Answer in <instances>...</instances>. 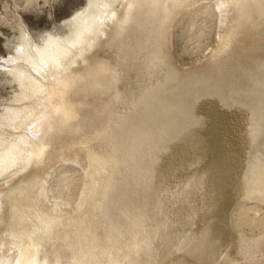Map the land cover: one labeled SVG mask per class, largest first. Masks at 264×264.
<instances>
[{"label":"bare ground","instance_id":"6f19581e","mask_svg":"<svg viewBox=\"0 0 264 264\" xmlns=\"http://www.w3.org/2000/svg\"><path fill=\"white\" fill-rule=\"evenodd\" d=\"M86 1L63 30L35 38L20 26L2 64L16 88L0 113V264H153L157 256L163 264L178 248L192 264L212 256L219 264L222 256L264 264V241L245 244L223 232L222 215L205 210L244 187H264V81L242 82L246 71L236 68L251 58L241 50L257 41L264 0ZM183 54L203 60L178 68ZM181 77L205 84L204 98L232 103L246 92L253 116H237L223 137L230 119L220 130L216 119L210 127L199 97L176 94ZM209 112L228 114L217 106ZM260 192L254 199L236 194V228L264 229ZM202 245L218 249L204 255Z\"/></svg>","mask_w":264,"mask_h":264},{"label":"rangeland","instance_id":"374dc122","mask_svg":"<svg viewBox=\"0 0 264 264\" xmlns=\"http://www.w3.org/2000/svg\"><path fill=\"white\" fill-rule=\"evenodd\" d=\"M26 1L27 0H0V32H3L4 33V36H5V41L4 40H0V55H4L5 53H4V48H3V44H4V47H5V49H7L8 50V52H7V57L6 58H2V59H0V113L3 111V107L4 106H6L7 104H9V102H10V100L12 99V97H13V90H14V88H16V86L14 85V81H12V76L9 74V72L7 71V68H5V67H3L2 66V64L5 62V59H8L9 57H10V53H13L15 50H14V47L16 46V44L18 43V41H19V34H20V29H19V27L20 26H22V27H24L33 37H35V38H38L41 34H44L46 31H54V30H63V29H65L63 26H62V24H63V22L66 20V19H68L69 17H71V15L74 13V11L75 10H77L78 8H80L81 6H83L84 4H86V0H35L33 3H26ZM260 21L262 22V24H264V17L263 18H261L260 19ZM259 22V21H258ZM261 22H259V23H257V24H260ZM262 24L261 25H259V26H257V27H259L258 29H257V34L258 35H256V36H258V37H256L255 38V40H257V41H254V43H256L257 44V47H258V45L260 44L261 46H259V48H257L256 46H254V45H256V44H254V43H252L251 44V47H253V48H246L245 50L243 49V50H241V52H242V54H244V59L245 58H247V57H251L252 58V60H251V58H247V59H243L242 58V60H244V61H241V59L240 60H238L237 61V64H236V68L238 69V68H240L239 70H240V75L242 76V72L243 71H246V72H243V74H245L246 76H243V77H245V81H242V80H239L240 81V83H241V81L242 82H248V83H250L251 81L253 82V80L254 81H264V76H263V78H262V75L260 74H258L257 72V67H258V65L259 66H261V65H263L262 63L264 62V54H263V50H264V42H262V41H264L262 38H264L263 36H262V33L264 34V25L262 26ZM260 28H263V30H261ZM261 30V31H260ZM259 34H260V36H261V39H260V36H259ZM259 39V40H258ZM262 40V41H261ZM5 42V43H4ZM259 44H258V43ZM261 42H262V44H261ZM261 47V48H260ZM248 49V50H247ZM251 49H253V50H256L255 51V53H253L254 55H252V53L249 55L248 53L249 52H252L251 51ZM260 49V51H258ZM262 49V50H261ZM250 50V51H249ZM247 53H246V52ZM263 51V52H262ZM244 52V53H243ZM259 52H262V54L261 53H259ZM184 55V54H183ZM182 55V58H181V60H180V62L179 63H176V64H178L177 66H178V68H181L182 67V69H184V68H187V66L188 67H192V66H195L196 64H198L199 62H201L202 60H203V58H202V56L200 57L199 55H192V56H186V55H184L183 56ZM199 56V57H198ZM259 56V57H258ZM186 57V58H185ZM258 57V58H257ZM194 58H195V60H194ZM198 58V59H197ZM219 58V56H217L216 57V59L215 60H217ZM191 59V60H190ZM219 60V59H218ZM256 60V63H254V62H252V61H255ZM259 60V61H258ZM217 62V61H216ZM260 62V63H259ZM242 64V66H243V69H241V64ZM247 63L248 64H251V65H247ZM254 63V64H253ZM239 64V65H238ZM179 65H181V66H179ZM183 65V66H182ZM187 65V66H186ZM191 65V66H190ZM254 65H255V67L256 68H254ZM238 66V67H237ZM249 66H251L252 68H254V69H256V70H254V69H252L251 67H249ZM264 66V65H263ZM184 67V68H183ZM247 68V69H246ZM251 68V69H250ZM239 70H238V72H239ZM241 70H243L242 72H241ZM247 70L248 71H250L251 70V72H249L250 74H249V76H248V72H247ZM255 72L256 71V73H255V75H254V73H252V72ZM199 73V74H198ZM198 73H195V74H198V75H201V73H203V71H200V72H198ZM253 74V75H252ZM258 74V75H257ZM251 76H254V77H251ZM259 76V77H258ZM249 77V78H248ZM261 77V78H260ZM253 78V79H252ZM185 78H183V77H181V78H179V81H180V85L178 86V88L176 87V89L179 91L180 90V92L179 93H176V94H186L185 96H187V97H190V98H193V99H195V98H198V99H195V100H197V102H198V104H199V108H200V106L202 105V109L201 110H203L204 111V113H210L209 112V109L210 108H215V106H217V107H219V108H222V109H227L228 110V114H227V116L225 117V118H222V117H220V116H218L217 114H213L212 112L210 113V114H208L209 116H210V119L209 120H207L209 117H208V115H206L205 114V117L207 116V118L204 120L203 119V115L204 114H202V116H201V114L199 115V116H201L202 117V119L205 121V122H207V124H209L210 125V127H211V123L213 124L214 123V120L216 119V124L214 125V129H216V128H219V130H220V128H221V124H224L225 122H226V119H230V121L229 120H227L228 122V124L227 123H225V125L224 126H226V127H223L222 129H221V131H222V136L223 137H225V135L227 136L228 135V129H229V131H231V129H230V127L231 128H233V126H234V123H236V122H238V121H240V119H242V118H251L252 116H253V112H254V107H253V105H252V103H248V102H250L251 101V98H248V97H250L249 95L247 96V93L246 92H240V95L238 94L237 95V91L235 92V90L233 89V91L232 92H235L234 93V95H237L236 96V98H235V100H234V102H228V100H226L227 101V103H226V101L224 102V100H225V98L223 99V98H220L219 96H217V95H212L211 96V98L210 97H206L205 96V98L203 97L204 96V94L202 93V92H204V89H205V87H204V85L202 84V85H200L199 86V84H195L194 85V82H192V81H190V80H184ZM242 79V78H241ZM248 79V81H246ZM258 79V80H257ZM243 80H244V78H243ZM184 81H189V82H192V83H189L188 82V84H190V85H188L187 86V82H185L186 84L184 85V84H182ZM238 84V83H237ZM182 85V86H181ZM181 86V87H180ZM190 86V87H189ZM194 87V92H193V90H191L192 88ZM204 87V88H203ZM231 87V89H232V87L234 88L235 87V84L234 85H232V86H230ZM180 88H182V89H180ZM185 88L187 89V90H185ZM176 89H175V92H177L176 91ZM190 89V90H189ZM201 89V90H200ZM134 90L135 91H138L139 93L137 94V95H140V94H142V93H144V91H145V89H143V88H134ZM185 90V91H184ZM189 90V91H188ZM199 91V92H198ZM202 91V92H201ZM183 92V93H182ZM190 92H192V94H190ZM242 93V94H241ZM193 94H195L196 95V97H195V95H193ZM246 94V95H245ZM200 95V96H199ZM202 95V96H201ZM242 95V96H241ZM244 95V96H243ZM141 96V95H140ZM194 96V97H193ZM239 96V98H237ZM241 96V97H240ZM247 96V97H246ZM201 97H202V99H201ZM218 97V98H217ZM242 97H243V102L242 101H240L241 99H242ZM245 97H246V99H245ZM210 99V100H208V99ZM220 98V99H219ZM204 99V100H203ZM207 99V100H206ZM222 99V100H221ZM250 99V100H249ZM218 100V101H217ZM237 100V101H236ZM135 100H132L131 101V105H134V102ZM202 101L204 102V103H202ZM208 101V102H207ZM212 101V103H210ZM200 102V103H199ZM217 102V103H216ZM244 102H247L249 105L247 106V108L246 107H243V106H241V105H243V103ZM252 102V101H251ZM204 104V105H203ZM209 104H211V106L209 105ZM206 105V106H205ZM210 107H209V106ZM213 105V106H212ZM205 106V107H204ZM208 107V108H207ZM234 107V108H233ZM242 109H243V111H242ZM205 110H206V112H205ZM208 110V111H207ZM262 112L264 111V108H262V110H261ZM200 112H202V111H200ZM199 112V113H200ZM245 112V113H244ZM198 113V114H199ZM248 113V115H246ZM264 113V112H263ZM197 114V113H196ZM198 114H197V117H198ZM212 114V115H211ZM233 114H234V116L236 117V120H233V119H235L234 118V116H233ZM237 114V115H236ZM243 114V116H242V118H239V117H241V115ZM214 115H215V117H214ZM230 115V116H229ZM262 115H264V114H262ZM230 118H229V117ZM237 116H239V117H237ZM244 116H246V117H244ZM196 117V116H195ZM204 117V118H205ZM239 120H238V119ZM214 119V120H213ZM222 120V121H221ZM225 120V121H224ZM232 120V121H231ZM218 121V122H217ZM232 122V123H231ZM227 124V125H226ZM216 125H219L218 127L216 126ZM223 126V125H222ZM216 127V128H215ZM220 131V132H221ZM223 131H224V133H223ZM226 132H227V134H226ZM152 132H150V131H147V132H144V136L145 137H149V138H152L153 136H154V134L152 135L151 134ZM133 134V133H132ZM225 134V135H224ZM152 135V136H151ZM134 136V135H133ZM249 136H251L250 138H249ZM247 137V138H246ZM253 135H249V134H246L245 135V138L247 139V141H249V139L252 141V142H254L256 139H255V136L253 137ZM116 139H118L117 140V142L118 141H121V142H118V143H120V144H122L123 146H124V148H127L126 150H128L129 149V152H138L139 151V153L140 154H142L141 156H143V158H145L146 156H147V158L149 157V155L148 154H150L151 152H149L148 150H146V153H144L145 152V150H143V149H139V147L137 146V145H134L131 141H129L128 139H126L125 141H124V138H122L121 137V139H120V137H117ZM253 139H254V141H253ZM123 141V142H122ZM201 141H202V143H203V145H204V143L205 144H207V142L205 141V142H203V139L202 140H200V143L199 144H201ZM116 142V143H117ZM131 144H130V143ZM199 142V141H198ZM251 143V142H250ZM127 145H129V146H127ZM130 146H132L131 147V149L132 150H130ZM135 146H137L136 148H135ZM136 149V150H135ZM261 149L263 150L264 149V144L261 146ZM141 150H143L144 152L142 153L141 152ZM126 152V153H125ZM129 152H127V151H124V152H121V153H119V156H122L123 154L125 155V154H127V153H129ZM168 153V152H167ZM166 153V156H168V154L170 155V152L167 154ZM184 154V155H183ZM179 155H182V157H184L183 159H185L186 160V158H187V156L185 155V153H182V154H179ZM179 155H177V157L179 158V160L181 159L180 157L181 156H179ZM186 156V157H185ZM188 159V158H187ZM137 168H139V167H136V169ZM241 171V173L239 172V176L242 178V176L243 175H245V173L243 172V170H240ZM259 172H258V174L256 173V174H253L252 175V177L253 178H257V176L259 177ZM239 177V178H240ZM243 179H249V175H247L246 174V177H244L243 176ZM249 188H251V192H249L250 191V189ZM263 189H264V187H260V186H256L255 184H253V185H251V186H249L248 187V189L246 188V187H244L241 191H239L238 193H233V194H231V195H229V197H227V199H225V203H223V206H221V208H216V207H209V205H207L205 208V210L208 212V211H212V212H217V213H219L220 215H222V218H223V232H225V230L226 231H228L227 233H229V234H233V235H236V236H239L240 238H242L241 240H243V242L245 243V244H247V245H252L253 244V242L255 241V240H258L257 242H260V243H262L263 241H264V237H262L263 235H264V229L263 230H261V231H258V232H254V233H250L249 232V229H247L246 228V230H244L243 228L242 229H239V228H236L235 227V225H233L234 223H233V221H232V218H230L231 217V213H232V210H233V205H235L234 203L238 200V199H240V197L241 198H243V197H246L247 196V198H248V196H249V198L250 199H254V198H256V196H255V194L256 193H258L259 194V192L260 193H262V194H264V191H263ZM247 190H249V191H247ZM253 190H256V191H253ZM243 191H246V193L245 192H243ZM238 196H237V195ZM241 195H243V197L241 196ZM250 195H251V197H250ZM236 196H237V198H236ZM264 196V195H263ZM233 197V198H232ZM252 197H254V198H252ZM229 198V199H228ZM232 199H233V201H232ZM262 199V198H261ZM229 200H231V202L229 201ZM235 200V201H234ZM262 201H264V198L262 199ZM227 202V203H226ZM228 202H229V204H228ZM233 202V203H232ZM232 203V204H231ZM226 205H227V207H226ZM228 205H230L231 206V208H230V206H228ZM209 207V208H208ZM215 208L217 209V211L215 210ZM227 208V209H226ZM210 209H214V210H210ZM218 211H221V212H218ZM224 212V214L226 215V217H225V215H223V212ZM226 211V212H225ZM229 213H230V215H229ZM228 214V215H227ZM229 217V218H228ZM231 224V225H230ZM227 227H226V226ZM233 226V227H232ZM226 227V228H225ZM225 229V230H224ZM230 230V231H229ZM244 230V231H243ZM235 231V232H234ZM243 231V232H242ZM237 232V233H236ZM238 232H241V233H238ZM258 234V235H257ZM241 235V236H240ZM248 235V236H247ZM252 237H251V236ZM257 235V236H256ZM256 237V238H255ZM260 237V238H259ZM260 239V240H259ZM246 240V241H245ZM262 240V241H261ZM252 242V243H251ZM203 247V248H202ZM206 245H202V246H200V248H202L201 249V253L202 254H206V252H208L207 254H213V252H215L218 248H209V247H207ZM211 249V250H210ZM203 250V251H202ZM208 250H210V251H208ZM176 253H179L178 255L176 254ZM176 253H175V255L173 256H171V257H169L168 258V262H169V264H182V262H184V260H185V263H183V264H192L191 263V258H190V256H189V254L188 253H186V252H184V251H182V250H180L179 248L177 249V251H176ZM182 253L185 255V254H187V255H185V257L182 255ZM181 254V255H180ZM180 255V256H179ZM181 256H182V258H181ZM212 256V255H211ZM171 258V259H170ZM175 258V259H174ZM185 258V259H184ZM212 259L208 262V264H219V262H218V260H217V258L215 257V259H214V256H212L211 257ZM222 258L223 259H221L223 262L225 261V264H245V259L242 257V256H240L239 258H237L236 260H230V259H228L226 256L225 257H223L222 256ZM158 259V260H157ZM169 259H170V261H169ZM182 259H183V261H182ZM180 260V261H179ZM188 260V261H187ZM159 261V256H157L156 257V259H155V261H154V263L153 264H156L157 262ZM166 261V263H163V264H168V262ZM227 261V262H226ZM230 261V262H229ZM161 262V260L159 261V263H157V264H162V262ZM173 262V263H172ZM188 262V263H187Z\"/></svg>","mask_w":264,"mask_h":264},{"label":"snow or ice","instance_id":"6c2138e0","mask_svg":"<svg viewBox=\"0 0 264 264\" xmlns=\"http://www.w3.org/2000/svg\"><path fill=\"white\" fill-rule=\"evenodd\" d=\"M0 40H4L5 41V36H4V33L3 32H0ZM5 43V42H4ZM3 48H4V55H0V59H2V58H6L7 57V52H8V50L7 49H5V47H4V44H3Z\"/></svg>","mask_w":264,"mask_h":264}]
</instances>
